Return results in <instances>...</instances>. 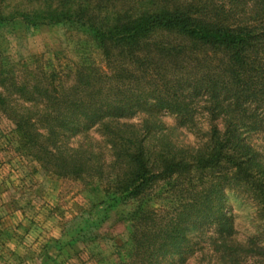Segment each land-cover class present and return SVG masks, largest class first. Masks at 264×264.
<instances>
[{
	"label": "trees",
	"instance_id": "16d2710c",
	"mask_svg": "<svg viewBox=\"0 0 264 264\" xmlns=\"http://www.w3.org/2000/svg\"><path fill=\"white\" fill-rule=\"evenodd\" d=\"M2 3L10 10L0 9V20L64 24L100 50L102 67L49 65L27 69L21 79L10 76L12 94L28 105L6 113L45 171L95 177L111 202L133 203L125 213L128 248L115 264L181 262L196 245L192 235L206 224L215 226L209 238L222 263L244 264L249 255L246 264H264V246L253 237L244 246L233 241L231 217L209 215L222 190L234 188L264 218V0H0V8ZM5 104L0 93L4 113ZM161 111L175 114L180 124L205 112L221 128L212 123L205 142L181 149L162 136L150 144L158 125L146 118L118 121ZM94 125L109 151L107 162L87 141L67 143ZM253 134L262 137L259 149L249 142ZM157 190L169 206L147 205Z\"/></svg>",
	"mask_w": 264,
	"mask_h": 264
},
{
	"label": "rangeland",
	"instance_id": "374dc122",
	"mask_svg": "<svg viewBox=\"0 0 264 264\" xmlns=\"http://www.w3.org/2000/svg\"><path fill=\"white\" fill-rule=\"evenodd\" d=\"M6 5L0 8L4 14L10 10ZM80 62L103 66L100 50L80 31L64 24L29 27L17 17L0 20V93L6 101L5 113L0 107V264H115L125 257L129 240L125 213L133 203L111 202L95 177L71 179L45 171L29 156L7 117L10 109L28 105L12 94L10 76L21 79L27 69ZM144 118L158 125L148 139L150 144L162 136L164 142L181 149H194L205 142L212 123L221 128L220 120L211 122L205 112L198 111L184 124L164 111L150 116L137 112L118 121L139 124ZM81 141L101 152L104 162L109 160L99 125L75 134L67 143L74 147ZM249 142L257 149L263 143L258 134L250 136ZM159 193L147 205L169 206L171 202ZM222 195L209 215L231 217L233 241L244 246L253 237L257 245L264 246V218L256 204L239 189L224 188ZM214 229L213 224H206L192 235L196 245L191 253L181 262L167 258L163 264H225L212 248L209 237L215 236ZM251 259L248 255L242 262Z\"/></svg>",
	"mask_w": 264,
	"mask_h": 264
}]
</instances>
